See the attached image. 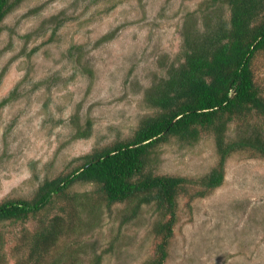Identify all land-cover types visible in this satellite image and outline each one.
Here are the masks:
<instances>
[{"label": "rangeland", "instance_id": "obj_1", "mask_svg": "<svg viewBox=\"0 0 264 264\" xmlns=\"http://www.w3.org/2000/svg\"><path fill=\"white\" fill-rule=\"evenodd\" d=\"M219 4L19 0L0 24V202L30 198L44 179L70 172L76 158L131 137L154 114L147 92L178 62L186 39L203 31L206 16H230L227 5ZM252 65L264 88V50ZM237 127L230 125L231 137ZM217 160L211 136L193 145L172 139L156 150L148 169L197 179ZM92 190L72 186L71 192L90 200L74 206L75 231L41 264L155 259L160 239L154 225L161 220L156 204L142 205L126 221L132 203L107 207L91 198ZM36 224H0V264L28 261V249L17 245ZM164 264H264V159L234 153L221 186L194 200L179 196Z\"/></svg>", "mask_w": 264, "mask_h": 264}, {"label": "trees", "instance_id": "obj_2", "mask_svg": "<svg viewBox=\"0 0 264 264\" xmlns=\"http://www.w3.org/2000/svg\"><path fill=\"white\" fill-rule=\"evenodd\" d=\"M18 1L0 0V24ZM215 2L227 5L230 16L215 21L206 16L203 31L186 39L180 61L147 92L154 114L142 119L131 137L76 158L79 163L70 172L44 179L30 198L0 202V224L37 223L20 237L17 248L28 249V261L17 264H41L51 248L75 231L74 206L81 198L90 200L70 191L76 184L92 185L91 198L107 207L132 203L126 221L135 218L142 205L155 203L161 220L154 232L160 242L156 258L144 264H164L179 196L194 200L221 186L226 160L234 153L264 159V88L252 67L255 55L264 50V0ZM232 124L238 126L234 137L228 134ZM88 131L83 136L88 137ZM204 136L213 137L218 160L203 177L148 169L156 150L170 140L193 145Z\"/></svg>", "mask_w": 264, "mask_h": 264}]
</instances>
